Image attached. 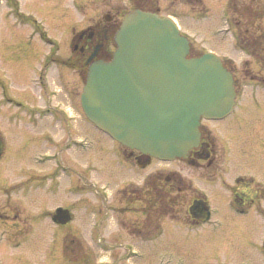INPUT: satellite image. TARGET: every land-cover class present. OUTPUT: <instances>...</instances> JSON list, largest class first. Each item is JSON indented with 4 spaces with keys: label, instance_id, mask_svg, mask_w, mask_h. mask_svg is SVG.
<instances>
[{
    "label": "rangeland",
    "instance_id": "374dc122",
    "mask_svg": "<svg viewBox=\"0 0 264 264\" xmlns=\"http://www.w3.org/2000/svg\"><path fill=\"white\" fill-rule=\"evenodd\" d=\"M113 4L121 12L133 6L131 0H0V131L10 134L9 142L13 146L21 138L16 136V122L21 118L22 122L27 120L23 107H36L40 102L34 94L38 87L34 86L32 77H37L38 70L45 71V65H41L47 53L51 49V54L60 60L49 67L47 76L56 83L61 80L78 84L81 90V77L63 61L72 53L70 32L91 19L104 18L108 6ZM247 4L249 22L236 28L227 18L229 11L235 7L243 11ZM158 5L161 14L170 13L179 21L194 52L212 48L230 63L252 62L256 68V59L264 63L263 49L255 58L242 48L246 44L242 36H257L261 40L264 0H195L192 4L159 0ZM258 8L259 14L254 15L253 10ZM35 28L40 34L33 31ZM47 35L54 44L48 43ZM78 97L73 101L77 108ZM203 122L207 125L208 121ZM86 124L89 136L96 142L107 140L94 130L92 122L88 120ZM219 125L220 136L230 147L227 178L232 179L251 165L244 153L242 111ZM27 146L21 158H16L12 150L0 159V264H264L263 252L258 249L263 230L251 228L246 214L232 209L226 181L211 180L213 168L205 161L183 157L161 161L154 157L148 165L139 167L131 164L132 158L124 160L120 156L122 161H114L106 156L111 163H108V174L100 167L95 169L78 162L73 165L77 168L74 174L64 171L57 178L54 189L47 191L44 187L48 180H44L43 185L25 186L20 194L16 188L18 180L27 178L28 169L35 163L30 157L41 143L29 141ZM252 148L261 149L257 145ZM106 159L103 157L100 162L106 163ZM94 164L98 166L95 159L91 160V165ZM172 171L186 178L183 180L186 187L176 195L173 220L168 216L163 218V229L155 237L156 227L147 238L129 234L121 221L136 220L143 214L124 211L136 203H129L130 206L125 205L118 211L117 208L124 204L125 195L130 196L132 184H143L145 173L146 177L158 178L157 174L164 176ZM197 194L211 203L214 222L192 224L188 206ZM57 204L70 207L69 224L60 226L46 213L47 208ZM142 235L145 236L143 232Z\"/></svg>",
    "mask_w": 264,
    "mask_h": 264
},
{
    "label": "flooded vegetation",
    "instance_id": "af4514ba",
    "mask_svg": "<svg viewBox=\"0 0 264 264\" xmlns=\"http://www.w3.org/2000/svg\"><path fill=\"white\" fill-rule=\"evenodd\" d=\"M181 1L188 4L195 2V0ZM131 3L133 5L131 8H148L160 12L159 0H131ZM248 6L247 4L244 7L246 11H242L238 7L230 9L229 12L231 14L227 18L233 22L241 20L240 16L245 17L242 13H246V15L250 14V11H247ZM257 13L259 14V11L253 10V14ZM123 14L124 11L121 12L120 7L113 4L111 7L108 6V11L103 15L104 18L91 19L79 29L71 30L69 46L72 53L67 58H64L63 61L72 67L78 76L81 77L82 86L89 64L97 58L109 59L111 57L115 46V32L120 25ZM30 20L33 22V19ZM33 31L40 32L38 28L33 29ZM238 34L240 33L238 32ZM255 44L246 47L247 50L244 49V51L248 55L257 58V53H260L261 49L264 50V45L261 43ZM56 59L58 58H55L50 50L43 59L42 65H48L51 69L56 62H60V60ZM223 63L233 76L235 91L233 106L221 118L201 119L199 142L191 149L189 156L183 158H188L191 161L197 159L207 162L213 168L215 178L213 177L211 180L220 178L222 181H226L225 186L229 193V204L232 209L238 213L246 214L247 223L251 225V228L254 227L256 230H263L264 232V63L256 59L255 65L258 66L257 68L252 66L254 64L252 62L241 63L239 65L238 63L234 64L223 60ZM32 79L33 84L35 83L34 86L38 87L37 93L34 92V94L37 95V99L40 102L36 104V107H23L22 112L25 113L27 120L22 122L21 118L20 122H16L18 124L16 136L21 137L19 138L20 142L16 146H13L9 142L10 137L8 135L10 134L0 131L2 137V154L0 159L6 152L8 154L12 150L15 151L16 158H21L26 149H28L27 144L29 141L37 145L41 143L40 148L31 157L29 156L35 163H32L31 168L28 169L27 178L18 180L16 188L20 191V194L25 190V186H33L35 183H42L43 185L44 180H48L47 186L44 187L47 188V191L48 189H54L57 178L64 171L72 172V174L75 173L74 171L77 168L73 165H76L78 162L84 163L83 165L87 167L92 166L95 169L100 167L102 171L104 170L107 173L110 170L108 163H111L108 162L106 156L111 158L109 160L114 161L132 158L134 163L132 162L131 164H137L139 167H145L152 161L141 165L139 160L145 154L135 148L122 145L97 126L94 127V130L105 135L108 142H96L93 137L89 136L88 125L86 124L88 119L80 101L82 88L80 90L78 84L63 83L61 80H58V83H56V80L51 76H43L42 70H38L37 77L33 76ZM76 96H79V108L73 105L74 97ZM239 111H242V119L245 122L244 153L249 157L251 165L243 172L233 176L232 179H228L227 168L229 166L227 165V161L230 159V147L222 140L220 136L221 129L218 126H220L219 123ZM17 114L20 115L19 113ZM203 120L208 121L207 125H205ZM252 145H257L261 149L259 151L253 149ZM103 157H105L106 163L100 162ZM94 159L98 162V166L96 164L91 165V160ZM146 175L148 174L145 173L142 176L144 180L143 184H136V186L132 184L130 196L125 195L123 198L125 199L124 204L117 208L118 211L125 205L130 206V204L136 203L133 208L125 207L124 211H133L136 214L141 213L143 215L136 217V220L121 222L123 228H126L129 234H141L140 236L144 238L151 232V229L154 228L153 224L159 218L167 216L173 218L176 215L174 211L172 215L165 214L160 217L158 215L153 221L152 217L148 218L152 214L146 209L152 199L149 190L152 191V187L158 188L164 195V200H167L166 197L179 195V190H183L186 187V183L183 181L186 178L182 177L179 172L178 175L173 173V171L167 172L164 176L157 174L158 178L152 176L146 177ZM171 180H173L172 183H170ZM177 181H179V186L176 183ZM167 183H170L169 187H167ZM199 198L207 201L210 209L208 221L214 222L212 217L214 209L211 203L205 196L198 194L192 200ZM69 209V206L64 207L57 204L53 208H47L46 213L52 219L61 211H66L70 215L69 219L59 225H67L72 219V213ZM189 213L194 220L192 224L201 222V219L193 215L190 210ZM161 228L163 229V226ZM142 232L145 236L142 235ZM261 234L262 236L258 241V249L262 250V254L264 255V233Z\"/></svg>",
    "mask_w": 264,
    "mask_h": 264
},
{
    "label": "water",
    "instance_id": "95a60500",
    "mask_svg": "<svg viewBox=\"0 0 264 264\" xmlns=\"http://www.w3.org/2000/svg\"><path fill=\"white\" fill-rule=\"evenodd\" d=\"M115 40L110 60L89 65L81 93L87 116L121 143L140 149L141 165L152 156H186L199 141L201 115L221 116L231 109V72L215 51L188 57V37L171 16L154 11H126ZM189 209L200 219L210 214L201 198ZM68 217L61 211L54 219Z\"/></svg>",
    "mask_w": 264,
    "mask_h": 264
},
{
    "label": "trees",
    "instance_id": "16d2710c",
    "mask_svg": "<svg viewBox=\"0 0 264 264\" xmlns=\"http://www.w3.org/2000/svg\"><path fill=\"white\" fill-rule=\"evenodd\" d=\"M256 10L259 11V8ZM242 14L245 15V17L247 19L246 18L244 19V18H242V16H240L241 20H239V21L235 20V22H234L236 27L238 26L239 28H241L242 23H243V25H246V23L249 22V19H248L246 13L245 14L242 13ZM237 19H240V18H237ZM244 29H245V26H244ZM242 37H243L242 38L243 41L246 43L243 45V48L251 46V44L254 45L255 43H258V41H260V43L262 44V36H261V40H259L257 38V36L255 38H248V37H244V36H242ZM176 183L179 186V181H177ZM149 191H150V195H151L152 199L150 200V205L146 209H147V211L151 212L152 214L149 215L148 218L152 217V221H153L158 215L160 217V216L165 215V214H171V215L174 214V210H175L176 205H177L176 204V196L166 197L167 200H164L165 197L160 192V190L158 188L152 187V191L151 190H149Z\"/></svg>",
    "mask_w": 264,
    "mask_h": 264
}]
</instances>
